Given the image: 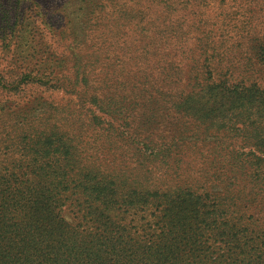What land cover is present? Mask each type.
Here are the masks:
<instances>
[{
    "label": "trees",
    "instance_id": "1",
    "mask_svg": "<svg viewBox=\"0 0 264 264\" xmlns=\"http://www.w3.org/2000/svg\"><path fill=\"white\" fill-rule=\"evenodd\" d=\"M254 3L232 30L227 14L211 27L170 16L190 70L163 98L136 94L137 108L110 96L79 134L36 137L0 160V264H264V30ZM105 124L114 138L92 146L86 134Z\"/></svg>",
    "mask_w": 264,
    "mask_h": 264
},
{
    "label": "rangeland",
    "instance_id": "2",
    "mask_svg": "<svg viewBox=\"0 0 264 264\" xmlns=\"http://www.w3.org/2000/svg\"><path fill=\"white\" fill-rule=\"evenodd\" d=\"M251 1L261 8L264 30V0H198L191 10L184 0H0V160L18 158L17 146L36 137L88 128L91 115H102L98 105L110 107V96L126 95L137 108L143 100L136 94L163 98L169 79L190 70L186 47L168 35L175 26L169 17L186 16L188 27L196 15L211 27L227 14L232 30L247 20ZM89 130L97 147L116 134L106 124ZM113 130H121L118 122Z\"/></svg>",
    "mask_w": 264,
    "mask_h": 264
}]
</instances>
